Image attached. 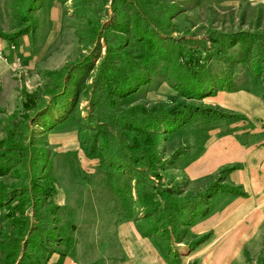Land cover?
Returning <instances> with one entry per match:
<instances>
[{
	"label": "rangeland",
	"instance_id": "374dc122",
	"mask_svg": "<svg viewBox=\"0 0 264 264\" xmlns=\"http://www.w3.org/2000/svg\"><path fill=\"white\" fill-rule=\"evenodd\" d=\"M253 34L264 0H0V264H48L93 229L96 261L114 215L154 228L163 264H264V169L224 141L264 146ZM114 45L135 79L109 101L95 85ZM136 106L182 116L122 129ZM121 150L126 162L108 159Z\"/></svg>",
	"mask_w": 264,
	"mask_h": 264
},
{
	"label": "crops",
	"instance_id": "0c3cea01",
	"mask_svg": "<svg viewBox=\"0 0 264 264\" xmlns=\"http://www.w3.org/2000/svg\"><path fill=\"white\" fill-rule=\"evenodd\" d=\"M229 140L238 150L245 149L249 152L256 150L255 155L257 160L260 161L264 169V146L256 148L251 145V140L245 144L231 139H225L224 141L227 142ZM254 187L259 188L260 190L258 192H263L264 194V175L262 179L254 181ZM242 205H244L242 214H247L249 212L247 208L250 204L245 203ZM111 220L112 225L109 231L106 234L100 235L105 236V239L99 243V246L103 245L106 252L102 256L99 255L100 257L96 261L90 262L91 259H88V251L85 249L93 243L91 237H99L98 234L95 235V230L93 229L92 231H85L83 234L77 233L67 250L61 255H52L48 264H163L159 244L153 237H147L141 234L136 227V223L124 219L123 216L122 218H118L114 215ZM258 226L259 224H253L251 230L253 236ZM92 233L94 235H91ZM250 234H247L246 237L249 238ZM253 236H251V240ZM219 251H224V249L221 248Z\"/></svg>",
	"mask_w": 264,
	"mask_h": 264
},
{
	"label": "trees",
	"instance_id": "16d2710c",
	"mask_svg": "<svg viewBox=\"0 0 264 264\" xmlns=\"http://www.w3.org/2000/svg\"><path fill=\"white\" fill-rule=\"evenodd\" d=\"M137 26V25H136ZM136 28V27H135ZM253 40H255L257 47H259V49H257V53L256 57L257 60H255L253 62L254 65V71L256 74H258L260 76V73L264 72V61L261 60L263 58V51L262 48L264 47V37L262 36H258L256 34L251 35ZM250 36V37H251ZM149 37L151 38V36L149 35ZM143 36H140V39H142ZM235 36H230L229 39H234ZM238 40V39H236ZM236 40H232L230 41L231 46H233L234 44H236L239 41ZM148 48L149 50L153 47L154 42L152 40L149 41L148 43ZM123 48H121V46L119 47L118 45H114L113 46V51L111 53V51H109L110 55H112L109 60L110 63L109 65H107V70L104 73H101L98 77V80L96 82V90L97 93L99 92L104 93L103 96L100 95V99H107L109 101H111V99L113 97H116L117 95H123L125 93H127L128 91H131L133 89V81L135 78H133L132 75L130 74H123L122 71H125L128 67V64L130 62V60H128L127 58L123 57ZM147 53V52H146ZM248 53V50H247ZM148 58H149V54L147 53ZM109 56V55H108ZM147 63V60H144ZM125 63L127 64V66L125 65ZM262 76V75H261ZM262 78V77H261ZM263 79V78H262ZM96 98V97H95ZM99 98V97H98ZM96 107V105H95ZM94 109V108H93ZM101 113V108H97V110H95L91 113V119H90V123L94 124V123H99L101 122L100 119L96 118L98 117L99 112ZM117 113V112H116ZM116 113H113V116H110V120H114L115 118H113ZM120 117H118L116 120H119L122 124L120 125L122 127V129H127V130H134V131H141L143 133H147L148 129H152L151 127H158L161 126L163 124H169L172 123V121L175 119L177 120V118L179 116H182L181 113L176 114V111H161L158 112L157 109L153 108L151 110H147L144 107L141 106H136V107H132L130 109H128L127 112H123L122 115H119ZM95 117V118H94ZM84 131H81L80 134V142L82 146H87V142L84 140L83 136ZM96 145L97 142L95 143V141H92L91 144V148H90V155H93L96 151ZM126 148L129 149V147L126 146ZM102 150H108L111 151V144L110 142L105 143L103 146H101ZM113 149H117L116 147H114ZM131 151V150H129ZM144 154L148 155L144 156L146 157L151 165H154L155 162V154L151 151V149L147 150V152H143ZM125 155L122 154V150L119 153H116L114 156L113 155H109L108 159L110 160H118L119 162L123 163L126 162ZM144 159V158H143ZM141 159V160H143ZM141 160H137L138 164L144 165V163L141 162ZM137 176L138 177H143V173L142 172H137ZM1 200V199H0ZM153 212V210H152ZM154 213V212H153ZM155 229L153 228L152 232L147 233L145 232V236H150V235H155ZM49 234V233H48ZM14 236H18V235H14ZM13 236V237H14ZM39 240L41 239L40 236L37 237ZM17 242L14 243V245ZM41 251H37V253H39ZM8 257H16L17 256V251L15 249H13V252L11 254H6ZM29 260L28 259V255H26L25 253H23L19 264H25V262Z\"/></svg>",
	"mask_w": 264,
	"mask_h": 264
}]
</instances>
